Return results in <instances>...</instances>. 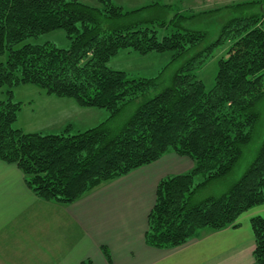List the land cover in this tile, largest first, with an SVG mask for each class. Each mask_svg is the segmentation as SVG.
I'll use <instances>...</instances> for the list:
<instances>
[{
    "label": "trees",
    "instance_id": "16d2710c",
    "mask_svg": "<svg viewBox=\"0 0 264 264\" xmlns=\"http://www.w3.org/2000/svg\"><path fill=\"white\" fill-rule=\"evenodd\" d=\"M100 1L103 9L78 0H0V57L7 54L0 63V89L6 87L10 96L17 86L33 85L109 114L85 131L68 126L57 134L24 133L13 127L21 104L10 98L0 101V162L15 165L37 198L70 204L105 182L175 153L189 158L193 168L157 184L146 245L175 249L203 229L236 226L241 215L264 205V139L224 193L202 200L196 195L229 175L252 141L257 106L264 98V13L228 20L217 38L206 43L208 33L189 23L209 12L174 10L168 21L118 24L148 10L174 8L151 0L125 11L110 0ZM262 2L226 8H253ZM55 30L65 32L66 49L22 44ZM220 49L226 56L218 60L214 85L206 90L197 73ZM119 50L171 52V63L178 66L170 84L160 89L162 73L131 78L110 70L107 63ZM130 106L134 110L121 121ZM250 226L253 258L264 264V218H252Z\"/></svg>",
    "mask_w": 264,
    "mask_h": 264
},
{
    "label": "crops",
    "instance_id": "0c3cea01",
    "mask_svg": "<svg viewBox=\"0 0 264 264\" xmlns=\"http://www.w3.org/2000/svg\"><path fill=\"white\" fill-rule=\"evenodd\" d=\"M192 168L189 158L167 153L63 204L37 198L15 165L0 162V264H257L250 220L264 218V205L179 248L146 245L157 184Z\"/></svg>",
    "mask_w": 264,
    "mask_h": 264
},
{
    "label": "rangeland",
    "instance_id": "374dc122",
    "mask_svg": "<svg viewBox=\"0 0 264 264\" xmlns=\"http://www.w3.org/2000/svg\"><path fill=\"white\" fill-rule=\"evenodd\" d=\"M80 3L98 9H103L100 0H78ZM253 0H158L163 5H173L174 10L187 11L185 13H208L190 22L193 27L204 30L208 33L206 43L213 42L228 20L239 16H248L252 13H264V2L253 8L231 10L226 7ZM264 1V0H263ZM111 3L121 6L125 11H133L148 6L151 0H110ZM174 10L169 11L161 8L145 11L141 14L118 22L131 23L134 21L164 20L168 21L174 15ZM190 12H189V11ZM45 44L51 43L58 49H66L69 40L63 30H55L35 38H29L22 44ZM21 44V45H22ZM228 47V46H227ZM226 48V47H225ZM225 50L220 49L215 56L207 62L205 67L198 71V79L202 81L206 90L214 85V78L217 71V62L224 55ZM171 52L149 53L140 55L129 50H119L107 63V67L113 71L123 72L131 78H154L160 76V89L167 87L174 75L177 64L171 63ZM226 56V55H224ZM7 54L0 57V63H5ZM7 88L0 89V101L10 98L14 103H20L21 109L17 114V120L13 127L24 133L57 134L69 124L75 126L73 132L85 131L93 128L108 117V112L103 109L87 108L79 106L73 99L59 98L47 95L41 89L33 85H20L12 89L9 96ZM81 110V111H80ZM134 106H130L121 116L123 121L128 117ZM258 121L253 129L252 141L244 150L243 156L234 169L225 178L208 185L198 192L196 200L207 197L219 196L226 191L245 171L252 161L256 150L264 139V98L257 106ZM72 131V130H71Z\"/></svg>",
    "mask_w": 264,
    "mask_h": 264
}]
</instances>
